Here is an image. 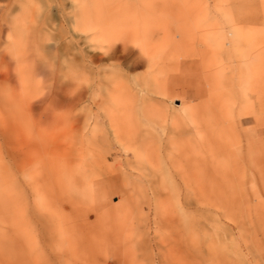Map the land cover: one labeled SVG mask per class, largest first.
Wrapping results in <instances>:
<instances>
[{"label":"rangeland","instance_id":"rangeland-1","mask_svg":"<svg viewBox=\"0 0 264 264\" xmlns=\"http://www.w3.org/2000/svg\"><path fill=\"white\" fill-rule=\"evenodd\" d=\"M0 264H264V0H0Z\"/></svg>","mask_w":264,"mask_h":264}]
</instances>
